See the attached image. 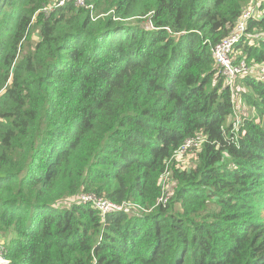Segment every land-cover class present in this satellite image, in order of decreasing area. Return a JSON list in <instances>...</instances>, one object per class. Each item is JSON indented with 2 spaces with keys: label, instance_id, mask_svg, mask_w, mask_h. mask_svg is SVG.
<instances>
[{
  "label": "trees",
  "instance_id": "16d2710c",
  "mask_svg": "<svg viewBox=\"0 0 264 264\" xmlns=\"http://www.w3.org/2000/svg\"><path fill=\"white\" fill-rule=\"evenodd\" d=\"M57 3L0 0L9 264H264V0ZM242 22L238 124L213 48ZM83 194L140 208L103 217Z\"/></svg>",
  "mask_w": 264,
  "mask_h": 264
},
{
  "label": "built area",
  "instance_id": "2783aa9c",
  "mask_svg": "<svg viewBox=\"0 0 264 264\" xmlns=\"http://www.w3.org/2000/svg\"><path fill=\"white\" fill-rule=\"evenodd\" d=\"M73 1L76 6H84L85 0H58L57 5L62 6L66 4V2ZM255 9L252 11H247L244 16V22L246 19L251 17L254 13ZM244 22H242L236 33H234L230 38L223 41L219 45L215 46L213 48V57L216 60L217 65L219 66L220 73L223 77L227 79L229 82V85L232 86L233 83L242 76H245L247 74V68L245 62L235 63L236 57L234 56L235 52V44L240 42L242 38V34L245 31V25ZM151 29L153 28L150 24ZM150 30V29H148ZM234 105V103H233ZM239 103L237 104V106ZM238 110H234V116L238 122V124L241 123V119L238 120ZM195 141H197L198 146L194 148ZM205 143L204 139H192L187 140L184 146L176 152V154L173 156L172 159L175 160V162H179L182 160H185L191 156L192 151L200 149L203 144ZM182 159V160H180ZM160 184L162 185V197L158 201V204L166 205L173 197V187H172V173L170 174L169 171H166L165 175L161 178ZM79 202L83 204H90L92 203L95 207H97L100 211L103 217H105L107 214H111L113 212H120L127 208V203H123L122 205L109 202L106 199L98 198L95 195L92 194H83L80 199H78ZM144 211V210H143ZM146 211V210H145ZM150 212V211H146ZM0 264H9V260L5 258V246L0 243Z\"/></svg>",
  "mask_w": 264,
  "mask_h": 264
},
{
  "label": "rangeland",
  "instance_id": "374dc122",
  "mask_svg": "<svg viewBox=\"0 0 264 264\" xmlns=\"http://www.w3.org/2000/svg\"><path fill=\"white\" fill-rule=\"evenodd\" d=\"M255 6L256 5H254V4H251L249 7H248V9H247V11H252L253 9H255ZM246 11V12H247ZM144 29H151V27H150V23H145V24H143V26H142ZM36 38H37V35L35 36ZM236 51L234 52V56L236 57ZM219 71H220V69H219ZM251 71H252V73H255V74H260V76L261 75H263L264 74V67H260V70H258L257 71V67H255V68H253V69H251ZM220 76L224 79V81L227 83V84H229V82L227 81V79L225 78V77H223L222 75H221V73H220ZM235 82L233 83V85L232 86H230L231 87V92H232V103H234V106H235V108H236V106H237V104L239 103V110H238V120L240 119V117L243 115V114H248V111H247V108H246V106H245V104H244V102L242 101V99L239 97V95H238V92L240 91V88L239 87H235ZM233 119H236L235 118V116H234V114H233ZM200 139H205L203 136L202 137H200ZM198 146V143H197V141H195V146H194V148L193 149H195L196 147ZM202 148V147H201ZM186 160V162H188V161H196L197 160V157H192V158H190L189 157V159H185ZM180 162V161H179ZM132 207H139L137 204H133V203H128L127 202V208H128V210H130ZM126 208V209H127ZM140 208V207H139ZM151 212V211H150ZM149 212V213H150Z\"/></svg>",
  "mask_w": 264,
  "mask_h": 264
}]
</instances>
